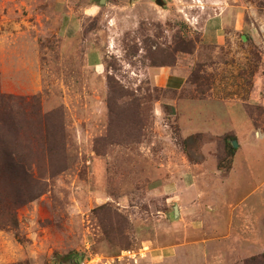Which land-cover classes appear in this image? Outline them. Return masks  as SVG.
<instances>
[{"label":"rangeland","instance_id":"1","mask_svg":"<svg viewBox=\"0 0 264 264\" xmlns=\"http://www.w3.org/2000/svg\"><path fill=\"white\" fill-rule=\"evenodd\" d=\"M208 1L0 0V264H264V0Z\"/></svg>","mask_w":264,"mask_h":264},{"label":"crops","instance_id":"2","mask_svg":"<svg viewBox=\"0 0 264 264\" xmlns=\"http://www.w3.org/2000/svg\"><path fill=\"white\" fill-rule=\"evenodd\" d=\"M212 1L213 0H209L208 2L212 3ZM89 8L91 9L93 8V3L89 5ZM225 21H226L225 15H222L221 13L212 14V15H209L207 18H205L202 23V27L200 28L202 39L204 40L207 39L209 42L222 41V39L225 38V34L223 32V26L224 24H226ZM69 26H72V23L70 21L64 27V31L67 32L68 29L66 28H68ZM79 28L80 26L75 29V34L79 31ZM150 73H151L150 75L151 81L152 83H154L155 86L162 87V88L167 87V89H171V90L181 89L186 82L185 78H187V74H186L187 70L180 68L178 65L150 67ZM244 114L246 116V119L249 121V123L252 124L248 114L247 115L246 113ZM254 134H257V130H256V133ZM250 140H251L250 143L247 142L246 145L249 146L250 144L251 147H254V148H257L259 146V143L257 141H262V139L256 135L251 137ZM239 145L241 144L239 143ZM234 159H236L235 154L233 155V159L231 160H233L234 162L235 161ZM196 166L197 165H190L186 169L184 177H182L180 179V182L176 184V190L173 192V197H174L173 199H177L178 201V204L176 205L178 206V215H180V217H183V216L186 217L187 212H192L193 210H197V208H195L196 205L200 204L202 201L201 188L197 185L196 179H195V174H196L195 167ZM233 166H234V163L229 168V170L224 173V175L229 176L233 169ZM219 172L220 170H217V173ZM183 202H186V203L182 204ZM180 203L182 205H180ZM186 205L188 207H186ZM194 222L201 224L202 220L200 219L198 221H195L194 219L191 221V223H194ZM192 229L196 230V232L198 233H200L201 231L202 232L204 231L203 229L199 228V226H193ZM183 245L185 244L179 243L171 247H165V248L162 247V249H159V250L154 249V251H159L158 252L159 254L155 256H162L164 253L166 254L170 251L176 252L178 249H180V246L182 248ZM201 245H203V242L201 243Z\"/></svg>","mask_w":264,"mask_h":264},{"label":"water","instance_id":"3","mask_svg":"<svg viewBox=\"0 0 264 264\" xmlns=\"http://www.w3.org/2000/svg\"><path fill=\"white\" fill-rule=\"evenodd\" d=\"M104 0H99V2H103ZM131 1V0H130ZM153 2L158 6H163V0H153ZM245 38V37H244ZM232 147H237L238 143L236 140L232 139L231 141ZM178 215V206L175 204L173 205V216L176 217Z\"/></svg>","mask_w":264,"mask_h":264},{"label":"trees","instance_id":"4","mask_svg":"<svg viewBox=\"0 0 264 264\" xmlns=\"http://www.w3.org/2000/svg\"><path fill=\"white\" fill-rule=\"evenodd\" d=\"M169 64H167V63H161V64H157V65H154L153 67H161V66H168ZM48 149V148H47ZM49 150V149H48ZM18 155V154H17ZM18 157V160H17V163H19L20 162V155H18L17 156ZM22 166V165H21ZM253 260H255V258L254 257H252V258H250L248 261L246 260L245 262H244V264H249V262L250 261H253ZM76 262H78L77 260H76Z\"/></svg>","mask_w":264,"mask_h":264},{"label":"built area","instance_id":"5","mask_svg":"<svg viewBox=\"0 0 264 264\" xmlns=\"http://www.w3.org/2000/svg\"><path fill=\"white\" fill-rule=\"evenodd\" d=\"M124 253L130 255L131 251H125Z\"/></svg>","mask_w":264,"mask_h":264},{"label":"flooded vegetation","instance_id":"6","mask_svg":"<svg viewBox=\"0 0 264 264\" xmlns=\"http://www.w3.org/2000/svg\"><path fill=\"white\" fill-rule=\"evenodd\" d=\"M75 260V259H74Z\"/></svg>","mask_w":264,"mask_h":264}]
</instances>
